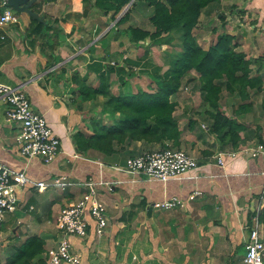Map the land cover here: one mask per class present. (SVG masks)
Wrapping results in <instances>:
<instances>
[{"label": "crops", "instance_id": "1", "mask_svg": "<svg viewBox=\"0 0 264 264\" xmlns=\"http://www.w3.org/2000/svg\"><path fill=\"white\" fill-rule=\"evenodd\" d=\"M240 1L245 3L244 7H237L235 14L242 11L241 19H252L259 36L252 41L250 29L245 27L246 34L240 32L241 39L237 42L245 44L248 50L257 49L264 64V0ZM228 5L230 0H220L203 14L209 17L216 14L220 19L223 13L232 11L226 10ZM33 9L47 26L40 29L33 25L27 13L17 15V24L0 26V83L19 87L27 94L32 107L45 115L60 139L61 152L49 164L41 159L21 157L18 129L7 121L8 105L0 99V162L17 171L25 170L33 181L63 176L75 182L89 179L96 182L99 196L107 206L109 226L102 237H97L95 222L87 215L89 236L83 240L73 239L81 264H244L249 228L257 211L264 240V155L254 158L243 152L264 145L263 121L248 114L251 111L241 115L242 118L247 116L243 120L247 130L241 134L242 141L236 150L222 148L217 138L208 133V125H204L208 142L197 140L193 150L183 149L198 159V171L167 183L126 170L129 160L158 150L159 145L132 142L111 157L94 150L81 153L75 134H92L88 119L100 118L102 109L94 110L91 101H83L87 89L98 87L100 78L105 76L111 81L112 94L123 95L126 86L120 85L127 75L129 77L128 68L133 66L145 78H166L172 54L168 51L169 45L158 51L155 47L151 51L145 49L142 54L141 47H134L125 37L128 34L123 33V27L110 24L111 21L101 15L94 0H41ZM233 14L225 22L231 27L229 34L236 36L239 32L238 25L233 23ZM37 28L39 34L35 32ZM148 43L145 42V46ZM260 74H264V68ZM134 75L133 72L130 76L131 89ZM115 88L117 94L113 92ZM192 138L194 135L189 133L185 140L190 142ZM196 139V136L192 139L194 143ZM184 141H181L182 147V143L189 144ZM220 152L235 153V156L226 155L220 164ZM53 189L23 188L18 208L24 210V215L32 214L36 209L35 196L43 195L46 209L33 218L44 216L48 222L55 219L57 240L44 239L42 234L31 236L46 241V253L59 240L61 211L86 193L81 186L68 187L63 193ZM172 198L182 204L170 211L154 208V204ZM27 218H23L21 224L28 228L31 219Z\"/></svg>", "mask_w": 264, "mask_h": 264}, {"label": "trees", "instance_id": "2", "mask_svg": "<svg viewBox=\"0 0 264 264\" xmlns=\"http://www.w3.org/2000/svg\"><path fill=\"white\" fill-rule=\"evenodd\" d=\"M132 1L96 0L94 6L105 14L111 10L119 14ZM219 1L134 0L129 12L121 18L116 27L130 21L132 11L141 6L152 9L150 21L154 31L131 25L125 31L129 35L131 44L140 48L144 47L142 43L149 42L145 46L146 49L151 51L155 47L158 51L168 46L174 37L180 40L184 51L171 55L168 75L166 78L154 80L157 85L154 92L137 94L132 92L129 84L130 76L133 75L131 68H128L130 76L124 81L126 86L124 95L112 94L109 79L105 76L100 78L98 87H89L83 101H91L98 96L106 100L102 105L100 118L93 119L92 134L84 132L75 134L77 149L81 153L94 150L111 157L132 142L159 144L161 149L168 146L167 142H172L179 148L182 130L174 115L177 105L172 101V97L181 90L184 80L192 70L199 73L198 86L205 95V103L213 110L206 111L210 118L208 125L210 134L217 138L222 148L238 149L242 141L241 134L247 130V127L239 119L226 115L220 108L218 102L223 91L221 81L225 80L224 85L231 90V93H239V98L242 100L239 108L246 112L253 106L249 103L252 93L259 94L264 90L263 78L260 74L264 64L262 58L257 59L259 75L251 77L252 63L246 60L243 52L236 50V38L227 30L222 33L217 32L218 38L208 49L198 43L193 33L194 29L199 26L203 11ZM0 12H3L1 1ZM31 20L32 24L39 26L40 29L47 26L46 23L33 17ZM225 20V15L219 19L220 22ZM39 28L35 29L37 34L40 33ZM246 100L247 104L243 102ZM235 114L238 117L239 113ZM102 119H106L109 123H102ZM45 253L46 241L39 236H30L21 243L13 254L14 257H10L4 264H46Z\"/></svg>", "mask_w": 264, "mask_h": 264}, {"label": "built area", "instance_id": "3", "mask_svg": "<svg viewBox=\"0 0 264 264\" xmlns=\"http://www.w3.org/2000/svg\"><path fill=\"white\" fill-rule=\"evenodd\" d=\"M1 7L3 8L0 15L1 27L19 23L18 16L6 0H1ZM1 39L4 40L5 36ZM0 99L8 105L7 121L15 124L18 129L17 142L20 155L27 160L37 158L46 164L52 163L61 152V141L48 125L45 115L32 107L29 97L19 87L0 83ZM243 152L256 158L264 155V145L259 144ZM226 155L235 156V153L220 152L218 155L220 164H223V157ZM199 167L196 157L182 149L168 146L165 149L145 152L129 160L126 170L132 174L167 183L196 173ZM74 186L85 188L86 193L81 200L61 211L58 218L61 234L56 245L47 251L46 264H81V256L75 251L73 239L83 240L89 236L87 215L95 222L94 232L97 237H102L109 226L107 207L101 200L93 179L75 182L62 176L48 181H33L25 170L17 171L0 162V229L5 222L6 214L18 210L20 192L23 188L46 191L49 188L66 190ZM181 204L179 199L172 198L154 204V208L170 211ZM254 216L253 224L249 228L244 264H264V240L261 237L259 211Z\"/></svg>", "mask_w": 264, "mask_h": 264}, {"label": "rangeland", "instance_id": "4", "mask_svg": "<svg viewBox=\"0 0 264 264\" xmlns=\"http://www.w3.org/2000/svg\"><path fill=\"white\" fill-rule=\"evenodd\" d=\"M95 3H97L96 0H94V5H95ZM132 4H131V6H132ZM244 4L240 0H238V1L237 0H230V5H228L226 10H228V11L232 10V11H230L229 14L223 13V15H225V18H227L228 16L233 14L232 12H234V14H233L234 15V17H233L234 22L233 23L238 25L237 30L239 32V34L235 36V38H236L235 42L237 43L236 50L238 52H243L246 56V60H248L252 63V65H251V69H252L251 77H256L259 75L258 74L259 64L257 63V59H259V58L263 59V57L261 55H259V57H258L259 52L257 49H255V48L250 49L249 48V50H248V48L245 44L239 45V43L237 42L241 39L240 32L245 33L246 31L244 29H246V28L250 29L249 35H250V38L252 41H253V39H256L259 36L257 34V32L259 30L258 27L256 26L257 24H255L252 19H248V21H246L245 18L241 19L242 11H240L237 15L235 14L236 12H238L235 9L237 7L242 9L244 7ZM131 6H130V8H131ZM230 6H233L232 7L233 9H230L229 8ZM127 7H128V5L125 6L119 12V14H117L115 12V10H111L108 14H105L101 10H99V11L101 12L102 16H105L108 19V21H111L110 24L111 23L117 24L121 20V18L126 13L129 12L130 8L127 9ZM13 11L16 15L20 14L19 12L15 11L14 9H13ZM152 12H153L152 9H148L146 7L140 6V7L136 8L135 10L132 11L130 21H128L125 24H121L118 27H123L122 29L124 31H126L127 28H129L131 25H134V26H139V27H143L145 29L154 31V27L150 21V17L152 15ZM235 15H236V17H235ZM114 16H116L115 20H114ZM248 23H251V24L248 25ZM240 24H241V26H240ZM242 25L244 27H242ZM230 28L231 27L229 26L228 21L220 22L216 16V14L209 17L208 15H205V13H204L201 16L199 26L194 29L193 33L196 36L198 43L201 44L205 49H208L218 38L219 35L216 34L217 32L222 33L224 30H227L229 32ZM235 28H236V26H235ZM260 30L262 31V29H260ZM123 33L125 34L126 32H123ZM253 33H254V35H253ZM125 37L129 38V35H126ZM256 44H257V42H256ZM141 45L144 46V47H141V49H142L141 53L143 54V52L146 51L145 50L146 47H145V44H143V43ZM168 45H169L168 51H170L169 52L170 55L173 54V52H174V54H178V53L184 51V47L182 46V44L178 38L173 37V39L171 40V42ZM143 50H145V51H143ZM166 58L169 59L170 56H166ZM131 69H132V71L134 70L133 71L135 73L134 76H136V78L133 80L134 82L132 85V90L134 92H136V94L140 93V92L151 93L157 89V85L155 84V81H154L156 78H145L141 73L140 74L137 73V70L134 69V66ZM138 72H139V70H138ZM263 75H262V78H263V86H264V76ZM199 76H200L199 73H197L195 70L190 71L187 79H185L183 82L181 90L176 95H174L172 97V101L175 102L177 105L176 111H178V113L175 114L176 115L175 118L178 120L180 128L182 130L181 141L183 142L189 133H192L194 135V138H195V136L197 137L195 143L192 140L194 138H192L190 140V142L188 140H185L184 142H186V143L189 142V144L182 143L183 147H182V145H180V147L178 149L182 148V150L183 149L193 150L194 144L197 145V142H198L197 140L206 141L205 140L206 138L209 139V136H207V135L210 132L206 131V129L204 128V125L207 126L210 124V118L207 116L206 111H213V110L204 101L205 95H204V93H202V91L200 90V86H198V83H197ZM126 77H128V75ZM192 79H194V81ZM109 82H111V81H109ZM7 83L12 84L11 82H7ZM224 83H225V80L221 81V84L223 85V91H222L221 99L218 102L222 111L226 115H228L229 117L237 118L241 122H244L243 120H245V118L247 117L246 116L245 118H242L241 115H243L246 112L248 113V111H251L248 114H251L252 117L255 115L254 116L255 119H258V117H259L260 121L261 122L263 121V123H262L263 134L262 135H264V90L259 94H257V93L253 94L252 93V96H251L252 98H251V101L249 103H252L253 106H251L249 108L250 110H246V112H244L242 109L239 108L240 104L242 103V100L239 98V93L238 92L231 93V90H228L226 88V85H224ZM99 84H100V81H99ZM116 84H117V82H116ZM120 87H124V84H121ZM110 90L112 91V88ZM113 92L117 94L116 88L113 90ZM105 100H106V98H104L102 96L101 97L98 96L96 99L91 100V103L94 106L93 109L97 110V109L102 108V105H103ZM87 101H89V100H86L85 102H87ZM243 102L245 104L248 103L247 100L243 101ZM94 110H92L91 112H93ZM236 112H238L241 115L238 114V117L235 116ZM88 120L92 124L93 117L91 119L89 118ZM100 122H102V121H100ZM256 122L257 121H255V124H257ZM102 123H105V121L103 120ZM250 123H251V121H250ZM10 124L16 126L13 123H10ZM255 124H253V125H255ZM258 124H260V122ZM8 129H10V126ZM183 129L186 131L185 133L183 132L184 131ZM17 131L18 130H16V133H17ZM206 142H208V140ZM171 143L172 142H170V144H168V146L176 147ZM157 145H159V144H156V146ZM158 147H161V146L159 145ZM159 149H161V148H159ZM199 151L202 152V150H199ZM53 190H56L58 193L62 192L61 189H53ZM58 193H56L55 195H59ZM42 196L43 195L35 196L34 206L36 209L32 214L29 213V215H24L22 213L24 210H22V209L18 210L16 213L6 214L5 223L3 224V226L0 229V264H4L10 257H12L13 254L16 252V250L21 245V243H23L24 240L26 239V237L29 235L31 236L34 234H39V235L42 234L44 239H49L50 241L51 240H54V241L57 240V237L55 235L56 229H57L55 219L54 220L52 219L51 220L52 222H48V219L43 218L44 216L42 217V219L41 218H33L36 214H40L46 209L44 207L43 202H42V198H41ZM28 216H30L31 218H27ZM23 218L31 219V222L29 223L28 228L23 226L24 223L21 224V221H23L22 220ZM25 225H27V224H25ZM129 261H131V260L129 259Z\"/></svg>", "mask_w": 264, "mask_h": 264}, {"label": "water", "instance_id": "5", "mask_svg": "<svg viewBox=\"0 0 264 264\" xmlns=\"http://www.w3.org/2000/svg\"><path fill=\"white\" fill-rule=\"evenodd\" d=\"M9 7L14 9L19 13H27L29 16L33 17L34 19L39 20L40 22H44L43 18L34 11L33 6L41 0H6ZM134 0L128 5L127 9L130 8L131 4Z\"/></svg>", "mask_w": 264, "mask_h": 264}, {"label": "bare ground", "instance_id": "6", "mask_svg": "<svg viewBox=\"0 0 264 264\" xmlns=\"http://www.w3.org/2000/svg\"><path fill=\"white\" fill-rule=\"evenodd\" d=\"M91 9H92V8H91ZM30 19H31V18H30ZM250 24H251V23H250ZM29 26H30V25H29ZM38 27H39V26H38ZM215 27H216V26H215ZM172 36H173V35H172ZM172 38H173V37H172ZM166 39H167V38H166ZM166 39H165V40H166ZM170 41H171V40H170ZM167 42H168V41H167ZM147 49H148V48H147ZM133 71H134V70H133ZM193 125H194V124H193ZM198 128H199V127H198ZM205 153H206V152H205ZM207 154H208V153H207ZM207 154H206V155H207ZM246 242H247V241H246ZM15 255H16V254H15ZM13 257H14V256H13Z\"/></svg>", "mask_w": 264, "mask_h": 264}]
</instances>
